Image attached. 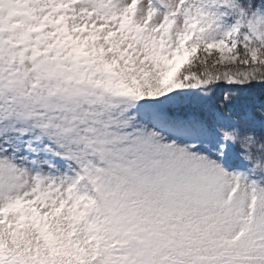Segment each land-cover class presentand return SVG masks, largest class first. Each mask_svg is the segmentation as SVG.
I'll list each match as a JSON object with an SVG mask.
<instances>
[{
  "label": "rangeland",
  "instance_id": "rangeland-1",
  "mask_svg": "<svg viewBox=\"0 0 264 264\" xmlns=\"http://www.w3.org/2000/svg\"><path fill=\"white\" fill-rule=\"evenodd\" d=\"M3 6L28 17L9 44L69 78L32 103L0 88V264H264V113L215 84L264 65V0Z\"/></svg>",
  "mask_w": 264,
  "mask_h": 264
},
{
  "label": "trees",
  "instance_id": "trees-1",
  "mask_svg": "<svg viewBox=\"0 0 264 264\" xmlns=\"http://www.w3.org/2000/svg\"><path fill=\"white\" fill-rule=\"evenodd\" d=\"M263 70H264V65H260V66H257V67L253 66L251 68V71H252L251 80L252 81H255V80H258V79L264 80V71ZM253 73H256V76H254Z\"/></svg>",
  "mask_w": 264,
  "mask_h": 264
}]
</instances>
